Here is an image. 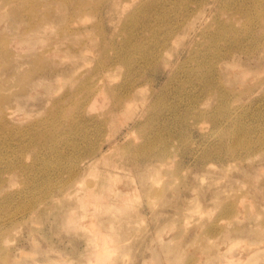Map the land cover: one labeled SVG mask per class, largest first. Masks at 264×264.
Instances as JSON below:
<instances>
[{"label":"rangeland","instance_id":"rangeland-1","mask_svg":"<svg viewBox=\"0 0 264 264\" xmlns=\"http://www.w3.org/2000/svg\"><path fill=\"white\" fill-rule=\"evenodd\" d=\"M0 130V264H264V0H0Z\"/></svg>","mask_w":264,"mask_h":264},{"label":"bare ground","instance_id":"bare-ground-1","mask_svg":"<svg viewBox=\"0 0 264 264\" xmlns=\"http://www.w3.org/2000/svg\"><path fill=\"white\" fill-rule=\"evenodd\" d=\"M188 18H190V17H188ZM220 58V57H219ZM218 71V70H217ZM102 74V73H101ZM104 75V74H103ZM107 76H108V73L106 74ZM103 77H105V76H103ZM94 81V80H93ZM212 81V80H211ZM106 83V82H105ZM107 84H108V82H107ZM109 85V84H108ZM107 85V86H108ZM110 86V85H109ZM128 86V85H127ZM130 86H132V87H134L133 85H130ZM131 87V88H132ZM111 87H109V89H110ZM115 89H116V87H114ZM113 88V90H115ZM128 88V87H127ZM105 89H106V87H105V84L103 83V81H102V77H98V79H96L95 81H94V85L93 84H91V86H89L88 88H87V90H88V95H87V98H86V103H84V104H82V105H86L87 104V106H89V107H95V105H97V104H99L101 101H100V99H99V95L102 93V92H104L105 91ZM112 89V88H111ZM110 89V90H111ZM130 89V88H129ZM113 90H111V92H113ZM132 90H133V88L131 89V90H127V91H129V92H127V94H126V96L125 97H116L115 99V102H116V105L118 106V108H120V109H128V108H130V106H131V102H132V100H133V94H132ZM116 91V90H115ZM102 104V103H101ZM81 105V106H82ZM83 107V106H82ZM86 107V106H85ZM117 108V109H118ZM1 129H2V127H1ZM1 131V130H0ZM140 149V148H139ZM139 149H136V148H134L133 150H131L132 151V153H140V151L141 150H139ZM144 151V150H143ZM82 161V160H81ZM82 165H83V163H82ZM76 166H79V165H76ZM77 168V167H76ZM84 168V167H83ZM71 169V168H70ZM69 169V170H70ZM77 169H79L80 170V168H77ZM77 169H75L74 170V172L77 170ZM74 172H71V174L72 173H74ZM77 173H78V171H77ZM82 173H84V172H82ZM70 174V175H71ZM89 174H90V171H89ZM112 174V173H111ZM110 174V175H111ZM75 175H77L78 176V174H75ZM83 175V174H82ZM86 176H88V174L86 175ZM100 176H102V175H100ZM113 176V175H112ZM74 177V176H73ZM84 177V176H83ZM89 178V177H88ZM93 178H94V176H93ZM113 178V177H112ZM90 179V178H89ZM96 179V178H95ZM87 180V179H86ZM91 181H92V179H90ZM94 180V179H93ZM80 182H82V181H80ZM76 183V182H75ZM74 183V184H75ZM88 183H89V180H88ZM77 184H78V182H77ZM80 185L82 184V183H79ZM78 184V185H79ZM91 184H93V183H91ZM112 184V183H111ZM110 184V185H111ZM73 185V184H72ZM85 185V184H84ZM90 185V184H89ZM113 185V184H112ZM75 186H77L76 184H75ZM79 189H80V187L79 186H77ZM90 187V186H89ZM76 188V187H75ZM77 189V188H76ZM78 189V190H79ZM93 189V188H92ZM87 190H88V188H87ZM86 190V191H87ZM89 191H90V189H89ZM87 193H89V192H87ZM90 196H91V193L89 194ZM86 197V196H85ZM85 197L83 198V199H85ZM88 198H91L90 200L92 201H90L89 199V203H88V206L90 205H92L91 203H93V205L95 204V205H97V203H96V200H97V202H98V196L95 198V196H91V197H89V196H87ZM87 197H86V199H87ZM128 197H131V196H128ZM134 197H135V195H134ZM127 198V197H126ZM132 198V197H131ZM86 199H85V201H84V203L86 202ZM112 199V198H111ZM125 200V199H124ZM128 200H129V198H128ZM102 201V200H101ZM101 201L99 202V203H101ZM105 201V200H104ZM106 202V201H105ZM126 202H127V200H126ZM103 203V202H102ZM124 203V202H123ZM103 204H105V203H103ZM92 205V206H93ZM115 205H117V204H115ZM121 205V204H120ZM89 206V207H90ZM91 206V207H92ZM119 206V205H118ZM87 207V206H86ZM95 207V206H94ZM97 208V207H96ZM122 208H124L123 207V205H122Z\"/></svg>","mask_w":264,"mask_h":264}]
</instances>
